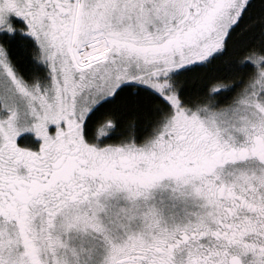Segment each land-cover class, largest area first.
<instances>
[{"label":"snow or ice","instance_id":"1","mask_svg":"<svg viewBox=\"0 0 264 264\" xmlns=\"http://www.w3.org/2000/svg\"><path fill=\"white\" fill-rule=\"evenodd\" d=\"M0 264H264V0H0Z\"/></svg>","mask_w":264,"mask_h":264}]
</instances>
